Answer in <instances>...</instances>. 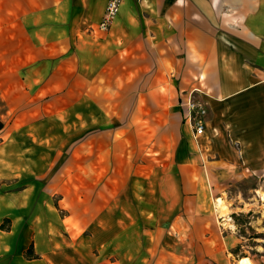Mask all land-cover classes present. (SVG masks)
I'll use <instances>...</instances> for the list:
<instances>
[{
    "label": "crops",
    "instance_id": "1",
    "mask_svg": "<svg viewBox=\"0 0 264 264\" xmlns=\"http://www.w3.org/2000/svg\"><path fill=\"white\" fill-rule=\"evenodd\" d=\"M109 1L0 0V264H264V0Z\"/></svg>",
    "mask_w": 264,
    "mask_h": 264
},
{
    "label": "rangeland",
    "instance_id": "2",
    "mask_svg": "<svg viewBox=\"0 0 264 264\" xmlns=\"http://www.w3.org/2000/svg\"><path fill=\"white\" fill-rule=\"evenodd\" d=\"M195 88H188V90H186L184 92V95H185V98H186V102L188 101L189 97L192 99V100H200L198 95L195 94ZM134 90H131L129 89V92H128V96H132V94H134ZM128 105L130 106L131 105V102L128 103ZM133 109V108H132ZM6 114V111L2 109V106H0V122H4V125L7 124V122L9 121V119L3 117L2 115H5ZM184 114V113H183ZM132 120V119H131ZM19 121V120H17ZM67 121V120H65ZM157 121V122H156ZM156 124L154 127L153 126H149L148 123L145 121V123L143 122V138L141 140V144L142 146L140 147L139 145V148L137 150V152H135V154L131 157L132 160H128V159H123V165L124 164H129L131 161H133L132 163H135L136 166L137 165H143V164H147V158H149V156H156V158L159 157V155H151V145H152V142L153 141H160L161 143H169V139H171V133L173 131L177 132V128H175V125L173 123V121L171 120V117H169L167 114L166 115H162L161 114V118L160 119H156ZM22 123V122H21ZM128 126H130L132 124V122H130V119L128 121ZM19 124V123H17ZM71 124V120H69L68 123H66V125H70ZM13 125V124H12ZM19 138V136H18ZM137 137L135 136V139ZM1 142V140H0ZM168 146V145H167ZM69 152V153H67ZM67 152H62L61 153V157L64 158L65 155H67L68 157H70V150H67ZM31 153H35V154H40V153H43V152H36V149H33V152L31 151ZM67 153V154H65ZM98 153V152H96ZM162 154H160V157H163L161 156ZM45 158V157H44ZM48 171H50V168L47 170V172L45 173L47 176L50 175L51 173H54L53 171L54 170H51L49 173ZM54 177V175H53ZM49 187H51V189H53L52 191H56V188H57V184L56 183H48L47 184ZM69 185H72V184H69ZM256 185V183H253V184H248L247 182H242V183H239L237 185H234L233 188L231 189V192L233 193V195L235 196H241L244 195L247 197L248 193H249V190L251 188H253L254 186ZM81 187L80 188H83L84 186L83 185H80ZM23 187V186H21ZM19 189V188H18ZM56 196V199L58 200V196ZM56 204L57 201H56ZM252 216L256 217L255 219H257V215H254V214H242V216H239V217H236L235 216V219L236 221L239 223L240 226H245L247 227V224L249 222V220L252 218ZM246 235H249L250 237H256V238H260L262 241V244L264 246V230L261 229L260 231H256V230H251V231H246ZM249 246L250 247H254L253 246V241H251V244L249 243ZM255 252V251H254ZM245 261H248L249 264H252L251 261L249 259H243L241 260L242 264H246L244 263Z\"/></svg>",
    "mask_w": 264,
    "mask_h": 264
},
{
    "label": "built area",
    "instance_id": "3",
    "mask_svg": "<svg viewBox=\"0 0 264 264\" xmlns=\"http://www.w3.org/2000/svg\"><path fill=\"white\" fill-rule=\"evenodd\" d=\"M121 0H110L107 4L101 27L107 29L114 17L117 15ZM186 120L192 124L197 135H202L205 131V121L209 111V106L205 101L192 100L190 97L184 104Z\"/></svg>",
    "mask_w": 264,
    "mask_h": 264
},
{
    "label": "trees",
    "instance_id": "4",
    "mask_svg": "<svg viewBox=\"0 0 264 264\" xmlns=\"http://www.w3.org/2000/svg\"><path fill=\"white\" fill-rule=\"evenodd\" d=\"M2 127H3V125H2V123H0V130L2 129ZM28 253H29V256H32L31 255L32 251L29 250Z\"/></svg>",
    "mask_w": 264,
    "mask_h": 264
},
{
    "label": "bare ground",
    "instance_id": "5",
    "mask_svg": "<svg viewBox=\"0 0 264 264\" xmlns=\"http://www.w3.org/2000/svg\"><path fill=\"white\" fill-rule=\"evenodd\" d=\"M244 263H246V264H249V262H248V261H245Z\"/></svg>",
    "mask_w": 264,
    "mask_h": 264
}]
</instances>
